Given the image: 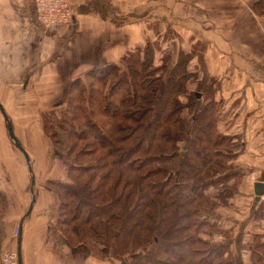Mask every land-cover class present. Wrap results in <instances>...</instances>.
<instances>
[{"label": "crops", "instance_id": "1", "mask_svg": "<svg viewBox=\"0 0 264 264\" xmlns=\"http://www.w3.org/2000/svg\"><path fill=\"white\" fill-rule=\"evenodd\" d=\"M69 2L71 24L43 28L35 19L34 0H0V104L34 179L32 185L0 112V256L13 248L16 226L21 264H97L91 249L70 244L58 225L53 184L66 182V164L42 132L38 100L59 96L66 83L65 95L69 84L88 72L116 66L129 53L155 44L175 51L174 62L180 51L193 50V67L202 81L197 90L215 82V94L220 85L219 95L210 96L221 101L223 113L234 114L229 125L236 124L237 130L224 135L238 138L229 161L236 162L233 171L240 184L228 200H238L241 207L237 218L228 221L243 229L236 234L238 242L231 241L240 248L234 263H249V246L264 244V216L257 211L264 195L258 201L254 195V184L264 185V114L257 111L264 93V0ZM14 98L20 102L17 111Z\"/></svg>", "mask_w": 264, "mask_h": 264}, {"label": "trees", "instance_id": "2", "mask_svg": "<svg viewBox=\"0 0 264 264\" xmlns=\"http://www.w3.org/2000/svg\"><path fill=\"white\" fill-rule=\"evenodd\" d=\"M135 60L136 61L133 63L130 62L131 64L128 65L135 93L133 94V100H131L132 98L129 94L126 99V101L132 102L130 107L133 109L128 111L130 112L129 117L125 116L126 112H123L121 116L122 119L125 118L133 121L135 125L136 122H138L139 125L133 127V133L125 134L127 126L114 123L118 112L113 109L114 105L112 101H110L109 98H106L108 104L104 107L102 115L106 119L104 121L105 123H103L107 131H105V129H102L103 131H98L99 129L94 126V122L89 118H86L88 120L85 123V127L89 128L92 134H90V136H82L83 133L81 132V129L80 131L74 132L79 136V139L88 137L93 139V143L97 147L96 149L100 148L107 151L110 148L111 156H116V158L114 157L115 159L109 163L100 160V162L96 161L93 164L86 165L75 164L74 159L72 160L73 164L69 166V172L72 171L76 174L74 179L75 186L71 183H59V185L56 186L61 193L63 192L61 197L62 200H64L62 201L58 198L60 217L58 223L60 228L65 232L63 233L64 235L68 233L70 236H74L78 240L75 244H83L82 240L84 239L85 242L89 244H91L90 241H94L92 243L93 245H101V237L105 236V238H109L110 233V231L105 234L99 233L100 230L107 231V226L102 223V220L98 221L99 217H97V211L102 210L105 212V216L102 217H107L109 214L108 219L110 222H133V225L128 228V232L126 233V235L130 233V235H127L126 241L124 240L121 243L122 248H126L130 241L133 243V232L138 233V235H134L136 241L139 242V238L144 234L146 237L145 242L150 241V243H153L152 247L154 250L151 251L152 254L150 253V255H146L148 260L153 264H181L183 261L187 262V264H232L233 256L230 250L231 240L229 235L217 242L204 240L200 236L201 228H215V223L218 222H212L213 219L215 220V217L212 215L213 213H211L215 204L212 202L209 203L208 198L213 197L214 200L222 199L223 197L229 198L232 193L228 194V190L230 189L224 188V193L223 191H220L219 193L206 195L207 193L205 194L203 187L201 189V187L196 186V184L193 186L186 184L182 185L177 182L178 178L191 175L193 170L188 173V169L193 165V158L191 159V165L187 161L185 163L180 160L178 161L176 165L177 170H175L177 176L176 178H171L173 179L171 183H161L158 180L149 181L143 185L142 181L145 177L150 178L152 175H158L160 169H158V173L148 172L150 175H146L147 172H145L146 174H136L133 179H125L126 170H139L140 166H143L145 159H151L153 161H160L161 159L167 160V156H165L167 150L164 144H170V148H167L168 153L171 150L173 152L176 151L177 143L179 141L182 142L187 140L189 126L191 125V120H189L190 115L186 112L188 106L180 104V99L185 94L184 79L177 78V81L174 80L169 84H167L165 80L163 81V84L161 83L157 85V88L153 89L154 87L149 83L154 84V80L151 79V81L148 82L144 81L143 78L145 74H142L143 70L140 71L141 69L148 67L151 62L146 58L144 59L146 63L142 61L141 63H138L136 58ZM136 66L141 69H137ZM177 75L179 74L177 73ZM149 76L152 77L151 72H149ZM119 82H124L125 84L127 81L122 79V81ZM113 86L110 88L109 95L115 90L113 89L112 92ZM96 104H98L97 100ZM85 112L90 111L86 110ZM199 112L200 111H198V113ZM180 134V139H178ZM223 138L225 139L226 137ZM223 138L221 137L219 140L214 141L211 144L213 145V153L215 156H218L221 152L222 154L224 153L223 150L218 149V146L222 144ZM169 142L173 143L171 144ZM116 143L124 145L115 147L114 144ZM155 152L159 153L156 154ZM80 154L81 153L78 152L77 156H80ZM85 154L90 155L89 153ZM197 155L199 154L194 151V156L196 158L195 161H200L202 164H206L203 159L204 157H200L201 159L199 160ZM232 155L233 153L231 156ZM180 156H182L183 159H186V156H188L187 151ZM105 166H109V169H106L105 173L100 176L99 187H92L96 175L92 173L84 179V174L90 171H101L105 169ZM122 166L125 170L120 169ZM112 175H116L117 181L113 186L109 187L106 192H102L101 189L107 185ZM70 176L71 175H68L69 178ZM192 176L193 178L191 181L193 183V180H195L196 177L195 175ZM165 177L163 178L165 179ZM232 177H237V175L233 169L230 168L228 171L222 173L220 177H212L211 181L216 178L217 180L225 182V179L228 178V184V181H230V178ZM121 183L123 186L120 190H116V187H119ZM168 184L171 185L168 186ZM189 193L190 195H188ZM58 196L59 195L57 194V197ZM107 196L110 197L106 198ZM112 197H114V199H112ZM73 199H76V203L71 202ZM140 201L143 202L139 203ZM133 203L135 204L133 205ZM132 206H136L139 209L136 211ZM69 207L72 209V212L69 211L71 213H69L70 219H66V217L63 219L65 210ZM82 209H85L84 213H81ZM257 211H259V213L261 212L262 216H264L263 203H261ZM191 216H193V220L190 219ZM68 226H72L69 231L65 229V227L68 228ZM126 229L127 228L123 226H120L119 228L120 232ZM180 231L183 232L182 235L187 238L185 241L189 242L188 250L184 256L181 257L171 251L169 244V241L174 240L175 243V240L181 238ZM120 232L112 233L111 237L112 241H115V245L113 243H111V245L113 244L112 247H114V249L117 247L116 242L119 241L118 238L121 234ZM69 235L65 236L69 243L72 244ZM147 238H149V240H147ZM145 244L146 243L143 245ZM249 247L250 258L252 257L254 259L253 263L250 261V264H264V244H259L257 242L255 246L252 247L250 245ZM106 250L107 248L105 247L98 251L104 253ZM161 253L164 254L165 257L168 256L174 258V262H169L160 258L159 255Z\"/></svg>", "mask_w": 264, "mask_h": 264}, {"label": "rangeland", "instance_id": "3", "mask_svg": "<svg viewBox=\"0 0 264 264\" xmlns=\"http://www.w3.org/2000/svg\"><path fill=\"white\" fill-rule=\"evenodd\" d=\"M169 45V44H167ZM155 44L151 45V47L147 49H141L136 50L132 53H129L127 56H125L121 62H119L118 65H107L105 67H101L99 69L92 70L89 74L87 73L86 76H83L82 80H74L69 84V87L67 90L69 93H66L64 95V89L66 87V83L62 84L61 91L59 92V96L54 97H47V96H41L38 100V104L40 106L41 112L39 113V123H41V129L43 134L52 142L55 151L57 154L62 155L64 157V161L66 164V182L65 183H71L73 186H75V177L76 174L72 171L69 172V166L73 164L72 160L74 159L75 164H93L96 161L100 162V160L111 162L113 161L116 156H111V151L108 149L107 151L104 149H96V145L93 143L94 140L90 137L88 138H82L79 139V136H77L74 132L80 131L83 133L82 136L92 134L89 130V128L85 127V123L89 118L91 121H93L94 126L98 127V131L104 130L107 131L106 127H104V121L106 120L105 117L102 115V111H104V107L106 104H108V98L110 101H112L114 108L117 113V118L114 120V123L121 124L124 126H127L125 134L133 133L132 129L133 127H137L139 125L138 122H136V125L133 121H130L128 119H122V113H125V116H130V111L133 109L130 107L131 101H126L128 94L133 100V82L131 79V76L129 74V66L131 63L136 61L137 59L138 63L145 62L144 59L146 58L151 63L148 67H145L144 69H141L140 67H137V69H141L142 74L144 75L143 80L148 82L154 80V84L149 83L154 87L153 89L157 88V85L163 84V81H165L167 84L171 83L172 81H177V78L184 79V92L185 94L180 99V104L183 106H188L186 112L188 115H190L188 118L191 120V125L189 126V134L186 141H179L177 143V150L176 151H170L168 153V149L170 148V144H164L166 148V155L167 160L161 159L160 161H153L151 159H145V162L143 166H140V169L136 171H129L126 170L125 179H133V177L136 174H141L147 172L150 173H158V169H160V172L156 176H150V178H144L143 185L145 183H148L149 181H160L161 183H168L172 182V177L176 178L177 172V163L180 160L181 162L185 163L186 161L189 162L191 165V159L193 158V165L189 167L188 173H190L192 170L193 172L191 175L183 176V178H178L177 182H179L182 185H195L198 187H202L205 190L206 195H211L214 193H219L220 191H223L224 188H229L228 194H231V190L235 188L238 184H240V178L238 177H232L230 178V184L227 179H225V182L222 180H217L214 178L213 181H211L212 177L218 176L220 177L222 173L228 171V169L232 168L234 169V165H236V162L229 161L233 156H231L232 153L236 151L238 148V138L237 137H230L225 136L224 133L227 135L230 132V128L232 129L231 133L237 130V125L232 124L231 126L230 121L232 120L233 113L227 112L223 113L225 108L223 109V105L221 101L214 102L215 99L210 96L211 93H213V84L217 85L215 82L209 86V88H202L201 90H197V87L199 86L200 75L198 72V67L194 65L196 68L193 67V50H188L187 52L180 51L179 55L175 60H173V54L175 51H173L171 48L168 49H159ZM229 61H232V58L228 57ZM227 59V60H228ZM146 63V62H145ZM146 70V71H145ZM145 71V72H144ZM149 72H151V76H149ZM177 73L179 75H177ZM177 75V76H176ZM127 81L125 84L122 81ZM221 84V79H219ZM118 82V83H117ZM202 82V81H201ZM217 82V81H216ZM219 83V82H217ZM147 84V83H146ZM40 85V84H39ZM114 85V86H113ZM156 85V86H154ZM113 89L114 92L110 94V88ZM40 88V86H38ZM218 91L220 93V85L217 86ZM59 89V90H60ZM133 90V91H132ZM197 91L202 92V97L197 96ZM218 91L215 94L211 95H219ZM158 95V94H157ZM208 96V97H207ZM107 98V99H106ZM24 100V99H23ZM96 100L97 103L96 104ZM104 100V101H103ZM135 101V99H134ZM14 104H16V111L18 109L19 98H14ZM207 105V106H206ZM90 112H85V111ZM16 111H11L12 117L15 119L17 113ZM198 111H200L198 113ZM258 112L264 114V93L261 95L259 99V108L257 110ZM101 112V114H100ZM233 114V115H232ZM180 115V114H177ZM196 116V117H195ZM176 117V116H175ZM177 118V117H176ZM205 120V122H204ZM104 122V123H103ZM102 123V124H101ZM108 123V122H107ZM224 124V125H222ZM102 130V131H103ZM224 131V132H223ZM96 133V132H95ZM98 133V132H97ZM237 133V132H236ZM122 134V133H121ZM181 134L179 135L178 139H180ZM223 138L222 144L218 146L219 150H223L218 155L215 156L213 153V145H211L214 141L219 140L220 138ZM171 143V142H169ZM173 143V142H172ZM171 143V144H172ZM115 147H120L124 144H114ZM114 147V148H115ZM187 151L186 159H183L182 154ZM194 151H196L199 155V160L203 158L205 160L206 164H202L200 161H195ZM78 152H80V156H77ZM85 153H89L90 155H86ZM158 154L159 152H155ZM180 154V155H179ZM227 154V155H226ZM175 156V157H174ZM105 157V158H103ZM201 157V158H200ZM233 157L232 159H234ZM210 161V162H209ZM138 163V162H137ZM102 164V162H101ZM188 164V163H187ZM107 165V164H106ZM135 166V165H134ZM118 167V166H116ZM133 168V167H132ZM106 169H109V166H105V169L95 171V172H86L84 175V179L88 176L94 173L95 180L92 183V187H99L98 184H100V176L103 175L106 171ZM116 169V168H115ZM120 169H124L123 166L120 167ZM119 169V170H120ZM133 170V169H132ZM167 170V171H165ZM190 170V171H189ZM93 171V170H92ZM218 174V175H217ZM68 175H71L70 178ZM192 175H195L196 179L193 180V183L191 179L193 178ZM166 176V177H165ZM165 177V179L163 178ZM170 177V178H169ZM170 180H169V179ZM168 179V180H167ZM217 180V181H216ZM117 181L116 175H112L111 179L108 181L107 185L101 189L102 192H106V190L109 189V187L113 186L115 182ZM216 181V182H214ZM59 185V182H56L53 184L55 187L57 194L59 195L57 197V201L60 198L62 200V193L61 191L56 188V186ZM125 185V183H124ZM171 184H168L170 186ZM123 186L121 183L119 187H116V190H120V188ZM99 189V188H98ZM60 191V192H59ZM190 195V193L188 194ZM110 196H107L106 198H109ZM114 199V197H112ZM209 203H214L213 210L211 213L215 217V220L213 219L212 222L215 223V228H209V227H203L200 229V236L202 239L210 241V242H217L222 240V238L229 235V233H232V237L230 238L231 241L238 242L239 238L236 237V234L238 233V230L240 232L243 231V229H239L238 226L233 225L231 221L229 222L230 218H237L236 214H238L237 211H239V208L241 207V203L239 204L238 200H232L229 201V198L223 197L222 199H213L208 198ZM64 201V200H62ZM72 203H76V199L71 200ZM143 201H140L139 203H142ZM135 203H133L134 205ZM238 204V207L236 206ZM212 205V204H211ZM73 207V206H72ZM230 207L232 209H230ZM132 208L139 209L136 206H132ZM211 209V207H210ZM234 209V210H233ZM67 210V211H66ZM65 210V215L63 219H70L69 213L72 212V209L69 207ZM70 211V212H69ZM88 211V209H87ZM85 209H82L81 213H84ZM97 217L98 221L102 220V223H104L107 226V231L100 230L99 233L105 234L108 231L109 238L101 237V245L92 244L94 241H90L91 244L85 242L83 239L82 242L86 248L91 249L93 253V257L96 260L97 264H153L150 260H148V257L146 255L152 254V250L154 248L152 247L153 243H150V241L145 242V235L143 234L141 238H139V242L136 241L134 235H138L137 232H133V243H128V246L126 248H122L121 243L122 241H126L127 235H130L126 233L128 232V228H130L131 225H133V222H110L108 217H102L105 216V212L102 210L97 211ZM71 214V213H70ZM217 218V219H216ZM219 218V219H218ZM59 209H58V222H59ZM190 219L193 220V216L190 217ZM232 224V225H231ZM59 225V224H58ZM120 226L126 227V230H122L120 232L119 228ZM60 227V225H59ZM72 226H68L67 231L71 229ZM119 227V228H118ZM16 226L12 229V242L14 244L13 248L10 250H6L2 255L12 253L15 250V230ZM230 228L229 232L225 229ZM117 229V230H116ZM192 230V228H191ZM190 230V231H191ZM63 231V229H61ZM120 232V236L118 238V242H116L117 247L114 249L112 245H115V241H112V233H118ZM181 232V231H180ZM63 233H65L63 231ZM111 234V235H110ZM183 232L180 233L179 239L169 241L170 249L174 254H177L178 256H184L186 251L188 250L189 242L185 241L187 239L184 237ZM66 236L69 235L68 233L65 234ZM72 244L76 245L75 243L78 241L74 236H70ZM175 239V238H173ZM246 239V236L243 237V241ZM149 240V238H147ZM68 241V240H67ZM145 245H143L144 243ZM69 242V241H68ZM111 243H113L111 245ZM126 243V242H125ZM239 245V244H238ZM241 246V245H240ZM107 248L106 252L100 253V249ZM231 251L232 256H237L240 252V248L238 249L235 242L231 244ZM110 249V250H108ZM159 253V252H158ZM162 254V253H161ZM159 255L160 258L167 260L169 262H174V258L164 256V254ZM247 253H244L246 255ZM1 255V256H2ZM171 255V254H170ZM0 256V259H1ZM173 256V255H172ZM174 257V256H173ZM145 258V259H144ZM233 257V263L232 264H242L238 261L236 263ZM250 258V257H248ZM181 259V258H180ZM240 261V260H239ZM250 261H254V259L251 257ZM250 263V262H249ZM245 263V264H249ZM1 264V261H0ZM155 264V263H154ZM179 264V263H178ZM181 264H187V262H182Z\"/></svg>", "mask_w": 264, "mask_h": 264}, {"label": "built area", "instance_id": "4", "mask_svg": "<svg viewBox=\"0 0 264 264\" xmlns=\"http://www.w3.org/2000/svg\"><path fill=\"white\" fill-rule=\"evenodd\" d=\"M35 19L43 28L65 26L72 22V11L69 0H34ZM19 228L15 230V245L18 239ZM1 264H19L17 249L12 253L1 256Z\"/></svg>", "mask_w": 264, "mask_h": 264}, {"label": "water", "instance_id": "5", "mask_svg": "<svg viewBox=\"0 0 264 264\" xmlns=\"http://www.w3.org/2000/svg\"><path fill=\"white\" fill-rule=\"evenodd\" d=\"M0 112L3 115V117H4V120H5V123H6V127H7V131H8V136H9L12 144L23 154V156L25 158L26 166H27V169L29 171L30 178H31V184L33 185L34 184V179H33V173H32L31 165H30V162H29V158H28L25 150L22 148V146L17 141V139L14 137L13 132H12V128H11V123H10L9 119L7 118V116H6L5 112H4L1 104H0ZM254 195H255V201H258L259 198L264 195V185L261 183V181H257L254 184ZM33 201H34V198L32 199V203H33ZM31 207H32V205H30L27 214L30 212ZM17 245H18V248H17L18 263L21 264V257H20V252H19L20 232L18 234Z\"/></svg>", "mask_w": 264, "mask_h": 264}]
</instances>
